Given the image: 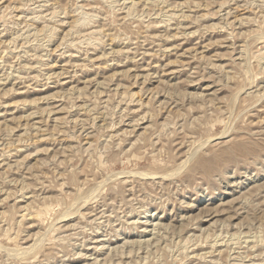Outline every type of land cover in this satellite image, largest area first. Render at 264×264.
Wrapping results in <instances>:
<instances>
[{"label": "rangeland", "instance_id": "obj_1", "mask_svg": "<svg viewBox=\"0 0 264 264\" xmlns=\"http://www.w3.org/2000/svg\"><path fill=\"white\" fill-rule=\"evenodd\" d=\"M0 264H264V0H0Z\"/></svg>", "mask_w": 264, "mask_h": 264}, {"label": "bare ground", "instance_id": "obj_2", "mask_svg": "<svg viewBox=\"0 0 264 264\" xmlns=\"http://www.w3.org/2000/svg\"><path fill=\"white\" fill-rule=\"evenodd\" d=\"M188 247V246H187Z\"/></svg>", "mask_w": 264, "mask_h": 264}]
</instances>
